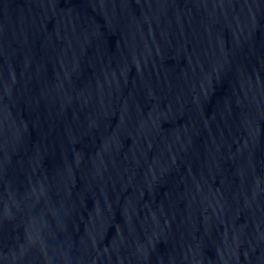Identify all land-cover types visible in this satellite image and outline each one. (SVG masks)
Segmentation results:
<instances>
[{"label": "water", "instance_id": "95a60500", "mask_svg": "<svg viewBox=\"0 0 264 264\" xmlns=\"http://www.w3.org/2000/svg\"><path fill=\"white\" fill-rule=\"evenodd\" d=\"M0 264H264V0H0Z\"/></svg>", "mask_w": 264, "mask_h": 264}]
</instances>
